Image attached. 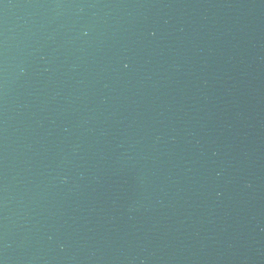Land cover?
I'll list each match as a JSON object with an SVG mask.
<instances>
[{
	"label": "water",
	"instance_id": "95a60500",
	"mask_svg": "<svg viewBox=\"0 0 264 264\" xmlns=\"http://www.w3.org/2000/svg\"><path fill=\"white\" fill-rule=\"evenodd\" d=\"M264 73V0H0V264H116Z\"/></svg>",
	"mask_w": 264,
	"mask_h": 264
}]
</instances>
